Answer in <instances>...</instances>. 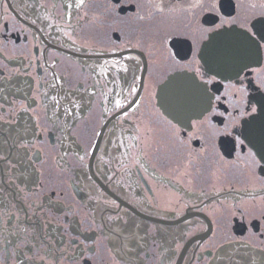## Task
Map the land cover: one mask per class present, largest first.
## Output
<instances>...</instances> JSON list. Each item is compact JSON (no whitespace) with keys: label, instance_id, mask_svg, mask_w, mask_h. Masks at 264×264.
<instances>
[{"label":"flooded vegetation","instance_id":"flooded-vegetation-1","mask_svg":"<svg viewBox=\"0 0 264 264\" xmlns=\"http://www.w3.org/2000/svg\"><path fill=\"white\" fill-rule=\"evenodd\" d=\"M262 102L264 0H0V264H264Z\"/></svg>","mask_w":264,"mask_h":264},{"label":"water","instance_id":"water-1","mask_svg":"<svg viewBox=\"0 0 264 264\" xmlns=\"http://www.w3.org/2000/svg\"><path fill=\"white\" fill-rule=\"evenodd\" d=\"M182 79H186V76L174 75L160 89L162 95L159 97L161 98V102L159 103V105L163 109V111L172 119L176 117L177 111H180V109L178 108L180 107V103L183 100H180L178 98H170L169 100L166 96L171 91H179L180 93L187 92L189 95H191L192 100H196L197 103L193 104V107L189 106L193 114H188V116H194V114H196V112L201 107V98H203V88L201 87V85L197 84L195 81H191L190 78H188V82H184ZM183 96L187 97L186 94H183ZM170 101L172 102L171 106H169ZM262 107H264V102H262L260 105V116H264V109Z\"/></svg>","mask_w":264,"mask_h":264}]
</instances>
